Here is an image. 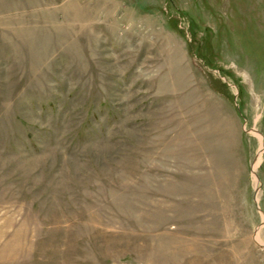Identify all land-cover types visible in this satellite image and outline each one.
Instances as JSON below:
<instances>
[{
  "label": "rangeland",
  "instance_id": "obj_1",
  "mask_svg": "<svg viewBox=\"0 0 264 264\" xmlns=\"http://www.w3.org/2000/svg\"><path fill=\"white\" fill-rule=\"evenodd\" d=\"M0 264H264V0H0Z\"/></svg>",
  "mask_w": 264,
  "mask_h": 264
},
{
  "label": "bare ground",
  "instance_id": "obj_2",
  "mask_svg": "<svg viewBox=\"0 0 264 264\" xmlns=\"http://www.w3.org/2000/svg\"><path fill=\"white\" fill-rule=\"evenodd\" d=\"M258 239V238H257ZM258 241H259V239H258Z\"/></svg>",
  "mask_w": 264,
  "mask_h": 264
}]
</instances>
